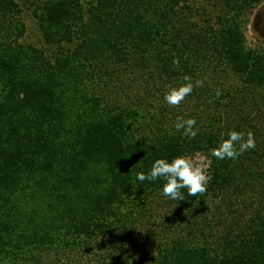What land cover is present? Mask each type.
I'll return each instance as SVG.
<instances>
[{
  "label": "trees",
  "instance_id": "1",
  "mask_svg": "<svg viewBox=\"0 0 264 264\" xmlns=\"http://www.w3.org/2000/svg\"><path fill=\"white\" fill-rule=\"evenodd\" d=\"M213 1L199 23L190 0H0V264H264V49L243 30L263 0ZM24 8L43 47L18 40ZM185 74L202 85L168 105ZM230 129L255 148L209 158ZM195 153L204 194L136 180Z\"/></svg>",
  "mask_w": 264,
  "mask_h": 264
},
{
  "label": "clouds",
  "instance_id": "2",
  "mask_svg": "<svg viewBox=\"0 0 264 264\" xmlns=\"http://www.w3.org/2000/svg\"><path fill=\"white\" fill-rule=\"evenodd\" d=\"M178 64V59L173 60ZM182 82L167 88L163 95L164 101L170 106L179 105L186 96L192 93L194 86L202 85L203 81L193 82L192 77L185 74L182 76ZM219 95V92L216 93ZM196 120L194 117L177 116L173 122V127L181 136L194 138L197 135V129L194 127ZM221 139L217 145L209 150V158L215 157L217 160L236 159L243 152L254 149L255 139L251 131L247 133L230 129L225 137L221 134ZM208 160L201 158H192L186 155H177L171 157L155 158L145 173L139 171L136 174V180L143 182L156 181L158 178L163 181L162 195L172 199L181 200L183 194L181 189H187V195L195 197L197 193L204 194L207 190V184L210 176L206 174Z\"/></svg>",
  "mask_w": 264,
  "mask_h": 264
},
{
  "label": "rangeland",
  "instance_id": "3",
  "mask_svg": "<svg viewBox=\"0 0 264 264\" xmlns=\"http://www.w3.org/2000/svg\"><path fill=\"white\" fill-rule=\"evenodd\" d=\"M193 5V18L203 23L202 16L204 13L211 14V18H214L216 12L215 4L213 0H190ZM23 20L26 26L24 34L19 37V41L25 44H30L38 47H43L44 43L41 39L40 33L37 28L35 19L30 13V9L24 8L22 13ZM248 20L243 26V30L246 36V42L249 46L264 49V0L247 12ZM222 72V71H221ZM220 72V73H221ZM222 78V77H221ZM228 80V77L225 81ZM192 158H205L200 153L187 155Z\"/></svg>",
  "mask_w": 264,
  "mask_h": 264
}]
</instances>
